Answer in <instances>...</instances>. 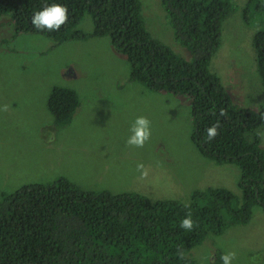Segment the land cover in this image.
Returning a JSON list of instances; mask_svg holds the SVG:
<instances>
[{
	"label": "rangeland",
	"instance_id": "rangeland-1",
	"mask_svg": "<svg viewBox=\"0 0 264 264\" xmlns=\"http://www.w3.org/2000/svg\"><path fill=\"white\" fill-rule=\"evenodd\" d=\"M145 26L153 37L189 60V51L173 36L160 0H140ZM222 23L220 46L209 69L233 103L264 108V86L253 38L264 29V8L232 0ZM77 28L91 34L86 13ZM55 86L73 89L79 106L67 125L55 127L47 99ZM0 200L26 183L64 176L84 190L134 191L155 199L186 202L206 187L230 190L243 202L240 169L201 154L191 133L189 100L184 95L153 91L132 80L130 65L108 36L56 42L38 33H15L8 15L0 17ZM151 121V137L142 148L128 146L137 116ZM264 147V124L257 129ZM148 169L140 178L136 165ZM236 253L232 264H264V204L251 203L246 222L208 233L190 252L194 264H222L221 255Z\"/></svg>",
	"mask_w": 264,
	"mask_h": 264
},
{
	"label": "trees",
	"instance_id": "trees-1",
	"mask_svg": "<svg viewBox=\"0 0 264 264\" xmlns=\"http://www.w3.org/2000/svg\"><path fill=\"white\" fill-rule=\"evenodd\" d=\"M160 1L189 60L151 35L140 0H0V17H10L15 33H38L56 42L108 36L129 62L132 80L188 98L194 145L217 163L239 167L243 202L238 206L230 190L212 186L194 190L183 202L151 200L134 191L84 190L64 176L26 183L1 194L0 264H194L190 252L206 234L246 222L251 203L264 204V147L257 134L264 108L237 106L209 69L232 0ZM248 2L264 8V0ZM54 3L68 7L67 23L56 32L34 29L32 14ZM86 13L94 20L91 34L77 28ZM253 47L264 86V29L256 31ZM78 106L76 92L61 86L53 87L47 99L58 128L70 123ZM221 109L226 117L219 116ZM217 121L219 135L207 141L206 129ZM188 212L192 231L180 227Z\"/></svg>",
	"mask_w": 264,
	"mask_h": 264
},
{
	"label": "clouds",
	"instance_id": "clouds-1",
	"mask_svg": "<svg viewBox=\"0 0 264 264\" xmlns=\"http://www.w3.org/2000/svg\"><path fill=\"white\" fill-rule=\"evenodd\" d=\"M69 18V10L66 5L54 3L43 7L42 9L35 11L31 16V24L34 29L38 31L56 32L59 31L61 26L67 23ZM9 105L5 104L0 108L2 111H8ZM76 111V110H75ZM219 116L226 117L227 112L224 109L219 111ZM220 123L217 121L206 129L207 141H212L217 135H219L218 129ZM130 135L125 143L128 146L142 148L145 143L151 137V121L146 116H137L130 126ZM137 171L140 172L141 179H147L148 169L142 163L136 165ZM186 208L190 207V204L185 205ZM194 221L191 218V213H186L185 217L181 220L180 227L188 231L194 229ZM179 259L184 258V253L181 249L177 250ZM236 253L234 251H228L221 255L220 259L222 264H232L235 259Z\"/></svg>",
	"mask_w": 264,
	"mask_h": 264
}]
</instances>
